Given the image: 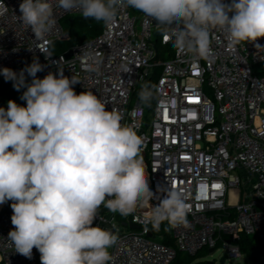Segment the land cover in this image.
I'll list each match as a JSON object with an SVG mask.
<instances>
[{
  "label": "built area",
  "instance_id": "obj_1",
  "mask_svg": "<svg viewBox=\"0 0 264 264\" xmlns=\"http://www.w3.org/2000/svg\"><path fill=\"white\" fill-rule=\"evenodd\" d=\"M21 3L0 0V69L19 73L38 60L43 65L38 78L59 70L76 76L81 81L74 85L77 94L92 91L141 137L154 192L150 206L173 188L184 193L190 206L189 226L171 230L174 245L153 233L147 207L123 217L101 206L93 226L119 237L109 249L110 264H172L178 252L192 256L217 245L222 257L240 263L243 253L236 241L241 235L256 237L264 245V38L230 47L225 34L213 29L212 55L191 57L174 48L171 34L165 35L152 18L125 5L95 37L54 53V45L71 39L64 21L82 14L78 9L54 8L50 43L38 42L18 19ZM156 37L161 46L171 47L170 58L158 60V55H165L157 49ZM69 50L71 55L66 56ZM85 52L101 62L100 74L85 70L89 62ZM156 67H160L156 98L147 110L138 94ZM11 203L0 204V264H38L37 249L28 259L9 246ZM129 222L139 228L131 229Z\"/></svg>",
  "mask_w": 264,
  "mask_h": 264
},
{
  "label": "clouds",
  "instance_id": "obj_2",
  "mask_svg": "<svg viewBox=\"0 0 264 264\" xmlns=\"http://www.w3.org/2000/svg\"><path fill=\"white\" fill-rule=\"evenodd\" d=\"M125 5L152 18L171 34L174 48L191 57L212 55L213 29L230 47L264 38V0H22L18 19L34 40L50 43L54 8L78 9L108 25ZM83 57L85 70L100 74L101 62L90 52ZM40 71L38 60L19 73L0 69L17 91L26 89L20 97L26 105L9 100L0 107V204L12 201L13 213L7 241L28 259L37 249L40 264H110L109 249L119 237L94 221L101 206L126 217L151 204L143 141L92 91L77 94L76 76L59 70L41 79ZM156 87L143 85L140 101L150 105ZM190 210L184 193L173 188L151 208L148 223L152 231L186 228Z\"/></svg>",
  "mask_w": 264,
  "mask_h": 264
},
{
  "label": "trees",
  "instance_id": "obj_3",
  "mask_svg": "<svg viewBox=\"0 0 264 264\" xmlns=\"http://www.w3.org/2000/svg\"><path fill=\"white\" fill-rule=\"evenodd\" d=\"M64 24L66 30L71 34V39L67 42L69 47L76 43H81L92 39L101 31L103 26V22H98L91 18L86 19L82 15L67 18L64 21ZM155 45L159 50V46L161 44L158 40V37H156ZM158 56L160 58H165L162 54ZM155 74H160V67H156L153 76L150 78V83L154 82ZM21 92L22 88L20 91H17L13 87L12 81H6L3 76H0V104H6L9 100H14L20 95ZM154 100L155 99L152 100L150 105H147V110H149L150 106H152ZM151 208L152 207L149 205L146 210L150 213ZM119 220L122 221L120 218ZM153 233L160 236V239L163 241V243L167 245H174L172 231H165L163 225L161 226L160 231H153ZM236 242L239 244L241 252L246 253L252 260L258 261L259 258L264 255V245L261 243V245H258V249L255 254H252L253 247L256 246V244L251 236L241 235L240 239ZM208 250L209 248H203L192 256L178 252L172 264H210L207 260L203 259V257L208 253Z\"/></svg>",
  "mask_w": 264,
  "mask_h": 264
},
{
  "label": "rangeland",
  "instance_id": "obj_4",
  "mask_svg": "<svg viewBox=\"0 0 264 264\" xmlns=\"http://www.w3.org/2000/svg\"><path fill=\"white\" fill-rule=\"evenodd\" d=\"M159 47H160V50H164L165 59H168V58L171 57L170 53H168L169 52L168 50L171 49V47H164V46H161V45ZM68 48H69V45H68L67 42H65V43H57L56 45H54L52 47L54 53H59V52H61L63 50H66ZM160 59L161 58L159 57L158 60H160ZM158 76H159V74H155L154 82L150 83V81H149L148 85H153V84L155 85L156 81L158 79ZM25 77H26L27 81L30 83L31 82V77L27 76V75H25ZM25 90L26 89L22 88V92L20 93V95L17 98L14 99V101H16L17 104L26 105V101L21 100V98H20L22 93ZM0 107L7 108V103L6 104H0ZM147 117H148V119H151L152 114H151L150 111L148 112ZM251 238L254 239L256 246L262 244L261 241L259 239H257L256 237L254 238V237L251 236ZM222 256H223V250L220 247V245H217V247H216V249L214 251L210 252L208 250V253L206 254V256L203 257V259L207 260L210 264L211 263L212 264H261V263L264 264V255H262L259 258L258 261H255V260H252L246 253H243V259L241 260L240 263L230 262L225 257H222Z\"/></svg>",
  "mask_w": 264,
  "mask_h": 264
},
{
  "label": "water",
  "instance_id": "obj_5",
  "mask_svg": "<svg viewBox=\"0 0 264 264\" xmlns=\"http://www.w3.org/2000/svg\"><path fill=\"white\" fill-rule=\"evenodd\" d=\"M70 55H71V51L69 50V51L66 53V56H70ZM125 225H126V223H125ZM127 225H128L131 229H138V228H139V225L136 224V223H134V222H129V223H127ZM151 235H152V232H149V233H148V236H151ZM257 249H258V246H254V247H253V252H252L253 255L255 254V252L257 251ZM209 251L212 252V251H214V249H213V248H210ZM211 264H212V263H211Z\"/></svg>",
  "mask_w": 264,
  "mask_h": 264
},
{
  "label": "snow or ice",
  "instance_id": "obj_6",
  "mask_svg": "<svg viewBox=\"0 0 264 264\" xmlns=\"http://www.w3.org/2000/svg\"><path fill=\"white\" fill-rule=\"evenodd\" d=\"M189 100H190V102H191V101L193 100V98L189 97ZM197 100H198V98H197ZM164 119H165V120L168 119L167 112H165ZM184 158H185V159H188V157H184ZM213 187H215V188H219L220 185H219V184H215V185H213Z\"/></svg>",
  "mask_w": 264,
  "mask_h": 264
}]
</instances>
